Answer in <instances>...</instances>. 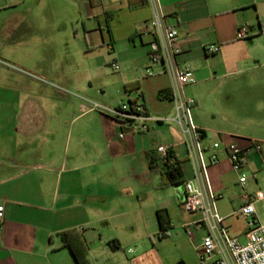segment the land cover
<instances>
[{
  "label": "crops",
  "instance_id": "1",
  "mask_svg": "<svg viewBox=\"0 0 264 264\" xmlns=\"http://www.w3.org/2000/svg\"><path fill=\"white\" fill-rule=\"evenodd\" d=\"M159 3L177 30L179 63L195 73L185 93L203 145L220 139L246 154L244 185L221 150L209 168L218 212L245 244L236 212L246 195L264 192V0ZM152 11L149 0H0V264H76L62 242L70 232L85 242L88 264H172L170 245L180 263H198L201 216L183 211L184 186L161 187L162 144L177 143L186 182L193 177L175 124L133 134L93 109L139 100L151 117L174 118L173 101L160 97L171 78L149 57ZM209 45L220 52L207 55ZM108 66L119 74L111 88L102 81ZM240 116L259 117L245 127ZM160 211L169 236L156 245Z\"/></svg>",
  "mask_w": 264,
  "mask_h": 264
},
{
  "label": "built area",
  "instance_id": "2",
  "mask_svg": "<svg viewBox=\"0 0 264 264\" xmlns=\"http://www.w3.org/2000/svg\"><path fill=\"white\" fill-rule=\"evenodd\" d=\"M149 1L153 10L150 21L153 41L149 45V57L152 64L161 65L171 78L172 86L166 96L174 103V118L169 120L151 117L139 100L122 101L114 110L99 104H93V109L110 115L124 130L133 134H148L151 125L156 123L175 124L193 175L184 185L181 206L186 214H200V221L195 225L206 232L198 249L197 264H264V223L258 218L256 210V204L264 203V192H256L254 196L246 195L244 204L236 212L246 227V243L242 244L230 236L224 224L225 219L218 212L217 201L220 197L211 189L209 168L219 164L218 151L221 150L227 155L233 171L239 176L240 184L244 185L247 182V176L243 173L247 165L246 154L235 144L224 143L220 139H210L209 148L203 145L205 133L195 125L192 117L195 101L185 93L186 88L196 84L195 73L190 66L179 63L182 51L178 46V33L174 27L167 24L159 0ZM238 38H247L246 27L238 32ZM220 50L219 46L209 45L205 48V53L213 56ZM113 67L115 70L119 69L117 66ZM119 138L124 139L125 134L122 132ZM250 143L255 150L262 151L260 142L253 140ZM176 145L177 143L173 142L156 148L162 168H171L178 163L181 165L176 155ZM2 212L3 209L0 208V226L3 223ZM168 236L169 230L157 235L158 239Z\"/></svg>",
  "mask_w": 264,
  "mask_h": 264
},
{
  "label": "trees",
  "instance_id": "3",
  "mask_svg": "<svg viewBox=\"0 0 264 264\" xmlns=\"http://www.w3.org/2000/svg\"><path fill=\"white\" fill-rule=\"evenodd\" d=\"M136 90H138L137 83L130 84L127 87L128 93H132ZM166 93L167 92L160 93V97L169 99L168 96H166L167 95ZM151 167L152 169H155L156 167L153 162L151 163ZM185 183H186L185 175L179 163L172 166L171 168L165 167L162 169L161 187L163 188L176 187L177 188V187L184 186ZM157 218L161 225L160 232L168 230L167 227L163 226V212L162 211L157 213ZM62 242L64 246L70 250L76 264H88L87 246L85 242L82 240V238H80L73 232L64 233L62 236ZM109 247L112 251H117L120 249L119 244H117L116 242H110Z\"/></svg>",
  "mask_w": 264,
  "mask_h": 264
},
{
  "label": "rangeland",
  "instance_id": "4",
  "mask_svg": "<svg viewBox=\"0 0 264 264\" xmlns=\"http://www.w3.org/2000/svg\"><path fill=\"white\" fill-rule=\"evenodd\" d=\"M102 54H101V57H100V59H99V64L100 65H102V68H103V65H105L104 64V62H105V57L103 56V52H101ZM109 63V62H108ZM112 63V62H111ZM107 68V70H108V72H107V74H105V77H103V79H102V81L103 82H106V83H108V86L107 87H109V88H111V87H114V85H115V83H116V81H117V77L119 76V74L118 73H114L111 69H110V67L108 66V67H106ZM238 82H240V81H238ZM215 83H212V84H209L208 85V90L210 89V87L211 86H213ZM112 95H113V93H112ZM108 96H110L111 97V93H108ZM211 100H213V99H211ZM125 101V100H124ZM105 105V104H104ZM215 104H208V106H214ZM239 110H238V113L240 114V106H239V108H238ZM209 116H213V113L212 114H210ZM258 117L259 116H240V120H241V125H243V126H245V127H247L248 125H250V122H251V120L253 121V120H255V119H258ZM256 209H257V212H258V214H259V217H260V220H261V222H263L264 223V203H260V204H258L257 206H256ZM152 241L157 245V244H159V239H158V237L156 236V237H154V238H152ZM163 242V241H162ZM150 247H151V243H150ZM170 251L173 253V258H169L168 260H167V262L168 263H172V264H181L180 262H179V255H177L176 253H175V251H173L174 250V247L172 246V245H170Z\"/></svg>",
  "mask_w": 264,
  "mask_h": 264
}]
</instances>
